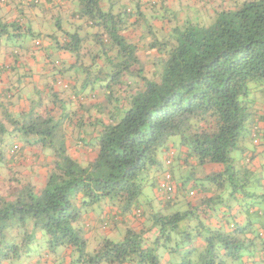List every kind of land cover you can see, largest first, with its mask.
Here are the masks:
<instances>
[{
	"label": "trees",
	"instance_id": "trees-1",
	"mask_svg": "<svg viewBox=\"0 0 264 264\" xmlns=\"http://www.w3.org/2000/svg\"><path fill=\"white\" fill-rule=\"evenodd\" d=\"M67 1L68 16L53 4L40 19L71 62L52 64L51 110L8 118L14 137L43 158L36 180L11 172V188L0 194V264L61 250L70 255L59 264H264V183L244 147H264V0H232L207 26L165 24L157 6L143 11L136 0ZM22 29L0 17V37H39ZM97 88L105 97L100 118H76L87 110L84 91ZM5 148L12 157L22 149L0 146V159ZM172 148L193 169H223L200 181L175 176ZM165 173L175 187L167 202L158 191ZM148 186L157 208L140 202ZM94 206L120 219L134 213V227L124 222L121 241L103 239L88 252L82 216Z\"/></svg>",
	"mask_w": 264,
	"mask_h": 264
},
{
	"label": "crops",
	"instance_id": "crops-1",
	"mask_svg": "<svg viewBox=\"0 0 264 264\" xmlns=\"http://www.w3.org/2000/svg\"><path fill=\"white\" fill-rule=\"evenodd\" d=\"M36 1L37 9H31V4ZM143 9L148 6H157L159 8L160 18L170 19L171 22L175 21V18L179 21L188 22L189 24H200L209 25L213 22L216 12L221 11L224 8L232 7V0H136ZM136 1L131 5H135ZM124 2V1H123ZM53 4H57L63 8V14H68V1L67 0H0V17L9 21L10 19H18V22L22 23L23 29L31 27V29L39 34V37L30 38L26 35L20 37H0V146H13L18 144L21 146L20 153H17L13 157L9 154L8 148L4 149L3 157L0 159V188L2 186H8L11 188V172H20L19 177H30L31 179H37L35 175L41 173L39 163L41 157V151L39 147H26V145L14 137L13 127L8 122L9 119L19 120L22 118L24 113L29 112L31 109L36 110L37 113L45 114L44 107L46 110H51L52 98L48 96L49 89L54 83L55 77L53 75V66L57 61L65 59L71 63L70 56L67 53H62L56 49L55 44L49 38L45 37L46 29L45 24L42 23L41 17L50 13ZM109 5V4H108ZM115 5V4H114ZM139 6V7H140ZM131 9V7H130ZM56 13V11H55ZM22 15V18L21 16ZM50 16V15H49ZM19 17L22 21L19 20ZM165 20V24L168 22ZM131 21H134L133 19ZM157 23V26L162 30L161 24ZM26 26V27H25ZM50 26H52L50 24ZM158 27V28H159ZM137 29V28H136ZM134 30H130L127 36H133ZM52 32L49 30V33ZM23 33V32H22ZM21 33V34H22ZM136 35V34H135ZM85 92L86 99L84 100V108L87 109L76 111V118H82L84 115L88 119L95 120L100 118V109L104 108L105 97L102 96L103 90L97 88L94 91L87 89ZM93 97V98H90ZM41 103L40 107H36L37 104ZM43 104V105H42ZM85 113V114H84ZM69 118L73 117V112H69ZM261 114V113H259ZM259 115L257 114V117ZM260 126L263 125L260 123ZM65 130L69 135L76 131L75 126L67 120ZM89 129L84 127V130ZM245 148L251 150L247 151L248 154H254L256 173L262 178L264 183V147L254 148L250 144L246 143ZM11 148V147H10ZM177 148H172L170 154L174 158L172 161V172L175 176L180 175L181 177L187 178L194 173V178L200 181L206 175L214 172L222 171L223 167L219 165L209 164L203 167L190 166L191 163L188 161L187 165L183 162L181 154ZM239 159L243 156L239 154ZM33 169V171L31 170ZM202 171L203 173H199ZM185 174V175H184ZM177 181V180H176ZM177 183V182H176ZM178 184V183H177ZM193 184V182H191ZM264 185V184H263ZM179 186V185H178ZM9 188L4 189L6 192ZM212 194H215L213 188L210 189ZM156 194V190L153 192ZM237 209V206H234ZM134 214V213H133ZM133 214L124 216L123 219L115 216L114 210L103 206L100 208V213H96L94 209L88 210L86 214L83 212L82 223L84 224V237L87 240V251L93 252L103 239H108L112 231H125L126 227L124 222L131 224L133 222ZM241 222V221H240ZM212 226H216L217 222L215 219L210 221ZM134 227V225H130ZM123 231V233H124ZM156 229H152V232L148 235L149 238L153 239L157 234ZM124 236V234H123ZM123 239V237H122ZM121 239V240H122ZM109 240V239H108ZM198 244V243H197ZM47 253L43 255L41 252L39 255H34L31 259L25 260L22 264H59L67 262L69 260L70 250L59 251V257L55 258L52 254ZM165 258L169 259L167 254ZM169 257V258H168Z\"/></svg>",
	"mask_w": 264,
	"mask_h": 264
},
{
	"label": "rangeland",
	"instance_id": "rangeland-1",
	"mask_svg": "<svg viewBox=\"0 0 264 264\" xmlns=\"http://www.w3.org/2000/svg\"><path fill=\"white\" fill-rule=\"evenodd\" d=\"M146 67L148 68L146 71H147V74H148V76H150V74H151V72H152V67L153 66H150V65H146ZM90 154H91V152H90ZM238 153L235 151V152H232L231 153V156H236ZM94 154H91V156H93ZM214 165H216V164H214ZM199 173H203L202 171H200ZM185 175V174H184ZM178 182H180V180L178 179V177H176L175 178ZM192 187V184L191 183H187L186 184V189L188 190V193H186V195L188 196L187 198H190V201H192V202H194V196H192V197H190V195H189V189ZM2 188H5V189H7V188H9L8 186H2L1 188H0V194H4L5 193V191H4V189H2ZM230 188V187H229ZM10 189V188H9ZM8 191V190H7ZM226 196H223V197H221L223 200L221 201V203H223V204H225V203H228V205H233L232 204V202L230 201V200H228L227 198H225ZM146 198V200L148 199V200H151L152 201V205H153V207L154 208H157V201H156V199H155V196H154V193H153V188L152 187H150V186H148V187H145L144 189H143V191H142V195H141V197H140V202H142V203H144L143 201H144V199ZM234 206V205H233ZM106 208H108V207H106ZM93 209L95 210V212L96 213H100V207H97V206H94L93 207ZM177 210V209H176ZM123 229H120V231H112L111 233H110V235H109V237H108V239L109 240H111V241H113V242H119V241H121V239H122V237H123Z\"/></svg>",
	"mask_w": 264,
	"mask_h": 264
},
{
	"label": "built area",
	"instance_id": "built-area-1",
	"mask_svg": "<svg viewBox=\"0 0 264 264\" xmlns=\"http://www.w3.org/2000/svg\"><path fill=\"white\" fill-rule=\"evenodd\" d=\"M175 187L171 183V176L168 173L163 175V178L159 182L158 191L163 202L172 200Z\"/></svg>",
	"mask_w": 264,
	"mask_h": 264
}]
</instances>
